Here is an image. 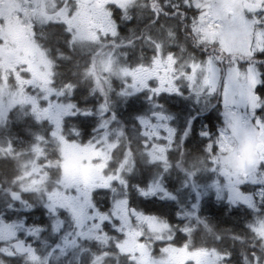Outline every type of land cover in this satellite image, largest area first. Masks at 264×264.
Returning <instances> with one entry per match:
<instances>
[{
    "label": "snow or ice",
    "instance_id": "6c2138e0",
    "mask_svg": "<svg viewBox=\"0 0 264 264\" xmlns=\"http://www.w3.org/2000/svg\"><path fill=\"white\" fill-rule=\"evenodd\" d=\"M0 264H264V0H0Z\"/></svg>",
    "mask_w": 264,
    "mask_h": 264
},
{
    "label": "flooded vegetation",
    "instance_id": "af4514ba",
    "mask_svg": "<svg viewBox=\"0 0 264 264\" xmlns=\"http://www.w3.org/2000/svg\"><path fill=\"white\" fill-rule=\"evenodd\" d=\"M213 115H214L213 123L219 124L220 123V119H222L221 111H217ZM216 118H220V119H216Z\"/></svg>",
    "mask_w": 264,
    "mask_h": 264
},
{
    "label": "rangeland",
    "instance_id": "374dc122",
    "mask_svg": "<svg viewBox=\"0 0 264 264\" xmlns=\"http://www.w3.org/2000/svg\"><path fill=\"white\" fill-rule=\"evenodd\" d=\"M253 148L254 146L251 143H249L244 150V156L249 155L253 151Z\"/></svg>",
    "mask_w": 264,
    "mask_h": 264
}]
</instances>
